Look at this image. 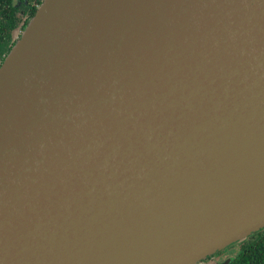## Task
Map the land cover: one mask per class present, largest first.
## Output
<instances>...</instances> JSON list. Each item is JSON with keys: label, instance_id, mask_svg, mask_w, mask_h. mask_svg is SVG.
Wrapping results in <instances>:
<instances>
[{"label": "water", "instance_id": "water-1", "mask_svg": "<svg viewBox=\"0 0 264 264\" xmlns=\"http://www.w3.org/2000/svg\"><path fill=\"white\" fill-rule=\"evenodd\" d=\"M264 227V0H43L0 67V264H197Z\"/></svg>", "mask_w": 264, "mask_h": 264}, {"label": "flooded vegetation", "instance_id": "flooded-vegetation-1", "mask_svg": "<svg viewBox=\"0 0 264 264\" xmlns=\"http://www.w3.org/2000/svg\"><path fill=\"white\" fill-rule=\"evenodd\" d=\"M36 0H0V67L36 14ZM38 8V6H37ZM197 264H264V227L217 250Z\"/></svg>", "mask_w": 264, "mask_h": 264}, {"label": "trees", "instance_id": "trees-1", "mask_svg": "<svg viewBox=\"0 0 264 264\" xmlns=\"http://www.w3.org/2000/svg\"><path fill=\"white\" fill-rule=\"evenodd\" d=\"M36 6L33 8V12L35 13L37 10V6H40V4L42 3V0H36ZM13 47V46H12Z\"/></svg>", "mask_w": 264, "mask_h": 264}, {"label": "built area", "instance_id": "built-area-1", "mask_svg": "<svg viewBox=\"0 0 264 264\" xmlns=\"http://www.w3.org/2000/svg\"><path fill=\"white\" fill-rule=\"evenodd\" d=\"M43 1V0H42ZM39 7V6H38Z\"/></svg>", "mask_w": 264, "mask_h": 264}]
</instances>
